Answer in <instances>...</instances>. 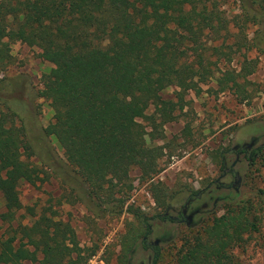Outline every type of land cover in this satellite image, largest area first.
Masks as SVG:
<instances>
[{
    "label": "trees",
    "instance_id": "obj_1",
    "mask_svg": "<svg viewBox=\"0 0 264 264\" xmlns=\"http://www.w3.org/2000/svg\"><path fill=\"white\" fill-rule=\"evenodd\" d=\"M239 9L228 19L206 0H0V71L12 63V42L38 48L53 68L43 76L37 97L49 101L54 113L42 135L29 137L25 125H16L13 111H0L5 208L0 230L10 227L0 239V264H88L99 248H82L56 205L83 204L100 218L121 216L134 190L135 170L152 183L155 202L168 206V188L154 183L164 170L166 146L149 144L148 138L166 139L164 128L184 109L186 95L215 78L219 92L232 91L241 101L255 97L249 78L259 62L247 53L264 54V0H239ZM252 27L256 30L248 39ZM243 51L239 70L218 68V62L231 65L232 55ZM172 86L179 89L176 100L163 99ZM152 105L155 112L148 115ZM53 175L64 190L57 204L51 198L39 215L29 209L30 225L13 226L24 210L20 184L36 186ZM260 196L259 203L235 202L188 237L175 264H237L233 250L259 233L264 191ZM129 209L141 227L132 226L124 235L120 264H132L140 231L151 233L150 219L140 208ZM151 248L158 264L161 248Z\"/></svg>",
    "mask_w": 264,
    "mask_h": 264
},
{
    "label": "rangeland",
    "instance_id": "obj_2",
    "mask_svg": "<svg viewBox=\"0 0 264 264\" xmlns=\"http://www.w3.org/2000/svg\"><path fill=\"white\" fill-rule=\"evenodd\" d=\"M206 2L217 5L228 19L240 13L239 0ZM255 30V27L248 30V39L252 38ZM234 40L231 38L229 42ZM218 42L221 41L214 45ZM11 49L12 63L0 71V111H13L17 115L16 125H25L29 137L42 135L52 123L54 113L50 102L39 99L37 92L43 87V76L53 65L41 57L38 48L16 41L12 42ZM244 52L234 53L231 65L224 60L218 62V68L239 70ZM247 55L259 62L256 73L249 78L253 84L250 90L256 91L252 100L241 101L232 91L219 92L215 78L201 85L202 91H190L186 95L184 109L177 110V119L164 128L166 139L153 141L148 138L149 144L166 146V156L162 161L164 170L154 183H163L168 188L167 207L155 202L152 183L145 182L141 172L135 170L131 174L134 190L125 212L118 217L100 218L83 204L56 205L64 190L60 179L53 175L36 186L26 182L20 184L24 210L18 213L13 226L21 222L30 225L34 219L29 209L39 215L52 198L60 219L74 228L80 246L99 248L88 264H120L118 256L124 235L132 226L141 227L131 214L129 207L132 206L133 209L140 208L150 219L151 233L145 236L144 231H140L131 263L153 264L151 246L157 245L162 253L158 264H175L187 238L225 214L235 202H261L260 192L264 191V54L252 50ZM178 91V87L172 86L163 92L162 97L176 100ZM155 109L152 105L148 115H152ZM139 122L148 126L145 120L140 119ZM147 130L151 131L150 128ZM53 146L59 158L65 159L56 141H53ZM241 149L250 157L239 154ZM223 153L224 169L221 168ZM32 160L38 164L39 158L35 156ZM4 212L0 194V214ZM260 214L259 233L232 252L237 264H264V207ZM163 215L170 216L173 221L163 220ZM8 226L0 230V239L8 236ZM143 242L149 246L148 249Z\"/></svg>",
    "mask_w": 264,
    "mask_h": 264
},
{
    "label": "flooded vegetation",
    "instance_id": "obj_3",
    "mask_svg": "<svg viewBox=\"0 0 264 264\" xmlns=\"http://www.w3.org/2000/svg\"><path fill=\"white\" fill-rule=\"evenodd\" d=\"M244 152H245V151H244L243 149L239 150V154H242V153L245 154ZM245 157H246V158H249L250 156H247V154H245ZM229 171H230V170H229ZM225 174H226L225 176L228 175L227 172H225ZM189 202H190V201H189ZM174 221H178V220L174 219ZM182 221H183V220H182Z\"/></svg>",
    "mask_w": 264,
    "mask_h": 264
}]
</instances>
